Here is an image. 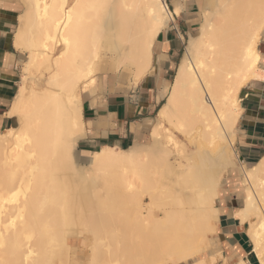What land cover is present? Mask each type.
Masks as SVG:
<instances>
[{"label": "bare ground", "instance_id": "6f19581e", "mask_svg": "<svg viewBox=\"0 0 264 264\" xmlns=\"http://www.w3.org/2000/svg\"><path fill=\"white\" fill-rule=\"evenodd\" d=\"M187 1L0 0L19 6L11 42L24 53L6 111L16 124L0 130V264H207L199 255L212 251L216 199L238 156V94L264 79V0H196L199 29L159 91L150 141L77 156L78 88L96 95L98 72L109 91L153 73L165 58L153 54L157 38ZM169 126L194 141L184 162ZM239 162L243 204L232 215L264 264V154Z\"/></svg>", "mask_w": 264, "mask_h": 264}, {"label": "crops", "instance_id": "0c3cea01", "mask_svg": "<svg viewBox=\"0 0 264 264\" xmlns=\"http://www.w3.org/2000/svg\"><path fill=\"white\" fill-rule=\"evenodd\" d=\"M5 7L13 6L5 5ZM8 36L7 31L0 30V129L4 125L12 126L13 121L16 120L6 115L14 95L13 89H15V81L13 80L15 75L12 66L15 63L13 50H16L12 42L8 40ZM180 36L177 27L166 31L159 45L160 53L164 54L165 58L158 64V70L156 69L153 73L146 75L135 87L130 88L135 89L133 94L132 92L126 94L128 89L109 91L106 79L104 83L97 84L96 89L99 91L96 95L87 91L89 97L85 103L81 96L86 130L85 137H82L77 143V148L82 151L79 153V157L89 155L88 153L91 151L105 145L125 147L134 140L140 143L150 141V128L155 119H153V114H157L162 101L165 99V96L158 98L159 91L166 82L172 80L166 74L175 63L173 58L176 54L175 50L181 44ZM158 42L159 38L155 43V49ZM99 93L103 95L100 96ZM94 96L95 101L93 103ZM240 96V106L243 111L241 110L236 127V144L245 161L252 163L264 154V79L250 80L241 89ZM147 133L148 138L143 141L144 135ZM224 207L225 205L222 206V208ZM240 225L232 214L228 217L225 216L222 222H219V240L223 252L228 251L227 256L237 252L243 254L244 259L249 264H261L256 258L251 257L248 238H245L246 234Z\"/></svg>", "mask_w": 264, "mask_h": 264}, {"label": "rangeland", "instance_id": "374dc122", "mask_svg": "<svg viewBox=\"0 0 264 264\" xmlns=\"http://www.w3.org/2000/svg\"><path fill=\"white\" fill-rule=\"evenodd\" d=\"M166 3L169 6V8H172L171 0H166ZM5 5H12L13 7L7 8V7H5ZM19 10H20L19 6L15 5L13 2L12 3L7 2L5 4L0 3V30H2V31L5 30L9 33L8 40H10V41L12 39V32L14 31L15 25L17 23L16 16H17ZM200 21H201V17L199 18V6H198L197 1L196 0H188L186 3V10L183 13H181V15L179 17H175L174 21L171 22L170 26L166 29V31H168V30L170 31L173 27H177L179 29V32L181 35L180 36L181 44L178 46V49L175 50L176 54L173 58L175 63L173 64V68L168 70V73L166 74V76L170 80L173 79L172 77L175 73V70H176L175 68L177 67L176 65L179 62L181 55L184 51V46H185L186 41L188 40V38L191 35H195L197 33V31L199 29V22ZM166 31L159 37V42H158L156 49L154 50V53H153L154 56H157L160 53L159 45H160V42L162 41V39L164 38ZM258 48L262 54L261 55L262 56V67H264V40L259 44ZM13 51L15 53V63L12 66V71L15 75V77L13 79L15 81V83H14L15 89H13V92L15 93L16 88L18 86L20 74H21V65L24 61V53H20L16 50H13ZM37 75L38 74H36L35 76H37ZM43 79H44V77H40L38 75L37 77L34 78L33 82L31 81V83L33 85L36 83L37 84L36 87H41L43 85V82H44ZM106 79H107L106 72H102V73L98 72L96 74V83L97 84L98 83H104V81ZM170 82H166V83H170ZM83 91H85V90H81L80 88H78V92L81 93V96L83 97V102L85 103V101L88 100V97H89L88 94L89 93L87 91H85V92H83ZM134 91H135V89H128L126 94L131 93V92L133 94ZM238 96L241 98L240 93L238 94ZM94 101H95V99H94ZM94 101H93V103H94ZM162 102H164V100ZM155 114L156 113L153 114V119L156 118ZM154 121H155V119H154ZM12 124L15 125L16 120H14ZM6 127H7V125H4L0 130H3ZM236 127H237V125H236ZM236 127H235V134L237 132ZM169 128H172V127L169 126ZM171 130L173 131L174 129L172 128ZM173 133L175 135L177 147L180 150L179 158L184 162L185 157L188 154H190L194 149L193 148L194 141H191L188 138V137H190V135L189 136L187 134L185 135V133L184 134L182 132L180 133L177 130H174ZM147 138H148V133L144 135L143 141H146ZM125 147H126V145H125ZM233 148H234L235 154L236 155L238 154V156L236 157L237 159H234L235 165L229 169V172L227 175L226 174L224 175L225 182L222 183L221 189H220L221 197L216 199V204L222 209V213L220 215V220L217 221L215 224V231L213 234L214 238L211 237V240L213 242V245L211 247L212 251L209 248V249H206L205 252L202 253V255H199L200 256L199 258L203 257L202 260L204 262H207V264L210 263V259H209L210 254H212L213 252H215V254L217 256L216 264H221V263L235 264V261L232 260V257H231L233 255L227 256L228 251L223 252V250L221 248V243L219 240V222H222L225 215L226 216L231 215L233 211L240 208L243 204L242 195H241L240 191H238L239 189L236 188L237 187L236 185H239V183H240L239 181H241V178H242L241 172H240L239 160H242L245 163H247V162L245 161L244 157L242 156V154L239 151V148L236 144V137L234 140ZM80 152H82V151H80L77 148V156L78 157H79ZM83 157H84V160H87L89 155L80 156L79 157V158H81L80 164L84 163L82 161ZM224 205H225V207L222 208V206H224ZM241 227H243V226H241ZM70 242H71L72 246H76L78 248L82 247V245H81L82 239L79 237H72ZM249 248H251V246H249ZM208 252H210V253H208ZM73 253L74 252H72V254ZM236 254H237V252H235V255ZM242 256H243V254H242Z\"/></svg>", "mask_w": 264, "mask_h": 264}, {"label": "trees", "instance_id": "16d2710c", "mask_svg": "<svg viewBox=\"0 0 264 264\" xmlns=\"http://www.w3.org/2000/svg\"><path fill=\"white\" fill-rule=\"evenodd\" d=\"M6 30H7V29H6ZM85 116H86V107H85ZM252 163H253V162H252ZM245 238L247 239L246 236H245ZM250 255H251V257H253V258L255 257L254 254H253L252 252L250 253Z\"/></svg>", "mask_w": 264, "mask_h": 264}]
</instances>
